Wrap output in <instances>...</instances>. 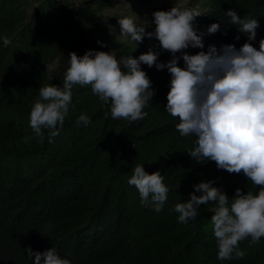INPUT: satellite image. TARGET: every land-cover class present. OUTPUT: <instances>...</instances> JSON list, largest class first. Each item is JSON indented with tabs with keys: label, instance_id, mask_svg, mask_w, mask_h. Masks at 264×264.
<instances>
[{
	"label": "trees",
	"instance_id": "trees-1",
	"mask_svg": "<svg viewBox=\"0 0 264 264\" xmlns=\"http://www.w3.org/2000/svg\"><path fill=\"white\" fill-rule=\"evenodd\" d=\"M173 1L182 0H0V36L11 39L7 46L0 39V264H35L28 248L53 246L73 264H264V236L241 240L243 256L218 257L214 202L202 203L188 223L178 220L175 204L190 198L201 180L215 179L229 197L237 187L258 192L261 186L243 170L231 172L188 153L197 136L181 135L179 117L165 108L171 79L166 67L142 65L156 89L142 120L113 118L90 85L75 84L74 107L58 135L44 129L40 138L30 126L40 87L62 86L71 51L83 55L89 48L115 47L118 55L137 57L150 48L160 52L158 38L145 36L139 44L119 39L118 16L150 22L154 10L169 9ZM126 4L132 9L125 10ZM195 7L203 12L196 18L201 30L221 23L203 37L204 50L211 43L240 47L248 40L230 23L229 7L260 21L252 41L259 48L264 0H201ZM145 27L152 30L150 23ZM170 58L171 52H160L158 61ZM81 112L90 116L88 124L76 123ZM136 163L165 177L169 193L159 212L141 204L138 188L128 183Z\"/></svg>",
	"mask_w": 264,
	"mask_h": 264
},
{
	"label": "clouds",
	"instance_id": "clouds-1",
	"mask_svg": "<svg viewBox=\"0 0 264 264\" xmlns=\"http://www.w3.org/2000/svg\"><path fill=\"white\" fill-rule=\"evenodd\" d=\"M201 14L197 7L176 3L169 9L154 10L150 22L118 16L123 38L137 44L145 36L158 38L156 47L160 52L170 50L171 58L158 61L160 52L151 48L138 57L118 55L115 47L107 51L89 48L83 55L73 50L62 86L51 83L40 87L29 123L37 137L43 138L44 129H49L50 136L58 135L70 106L74 107L75 84L90 85L91 91L109 104L113 118L142 120L148 115L145 106L156 91L142 65L166 67L171 79L165 108L179 117L176 128L181 135L197 136L196 146L188 153L196 161H215L219 168L231 172L243 170L254 184L261 186L258 192L237 187L236 194L229 197L222 186L215 184V179H204L194 183L190 198L175 204L178 220L188 223L198 215L202 203L214 202L211 223L218 240V257H240L245 254L239 247L241 240L251 236L255 241L264 236V37L259 40V48L254 46L252 41L257 40L260 21L248 14L241 16L229 7L226 15L230 23L246 33L248 40L240 47L223 43L218 48L211 43L204 50L203 37L219 30L221 23L212 22L205 32L196 19ZM146 23L152 25L151 31H146ZM0 39L5 46L11 43L7 35ZM189 47L200 50L185 51ZM181 58L183 65L179 63ZM90 119L86 112H81L76 123L88 124ZM30 139L31 136L24 137L25 141ZM128 183L138 188L141 204L157 212L163 209L169 186L159 169L149 172L145 164L136 163ZM28 253L30 257L34 254L35 264H73L54 246L44 251L29 247Z\"/></svg>",
	"mask_w": 264,
	"mask_h": 264
},
{
	"label": "rangeland",
	"instance_id": "rangeland-1",
	"mask_svg": "<svg viewBox=\"0 0 264 264\" xmlns=\"http://www.w3.org/2000/svg\"><path fill=\"white\" fill-rule=\"evenodd\" d=\"M171 3H172V5H169V8L174 6L176 3L181 5V6L187 5V6L195 7V6H200L201 5V0H182V1H173ZM156 6H157V4H155L153 8H155ZM128 8L132 9V5L126 4L124 9L127 10ZM118 38L119 39H125V38H123L121 36V34L118 35ZM163 52L166 53V54H169L170 50H165Z\"/></svg>",
	"mask_w": 264,
	"mask_h": 264
}]
</instances>
